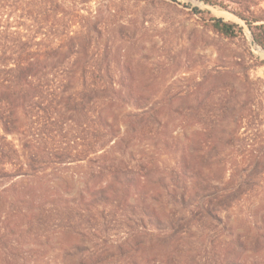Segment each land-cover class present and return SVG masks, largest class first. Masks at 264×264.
<instances>
[{
  "label": "trees",
  "instance_id": "obj_1",
  "mask_svg": "<svg viewBox=\"0 0 264 264\" xmlns=\"http://www.w3.org/2000/svg\"><path fill=\"white\" fill-rule=\"evenodd\" d=\"M72 1L0 0V184L33 179L62 166L85 168L78 197L61 198L62 191L53 186L56 208L30 223L39 228L54 216L60 220L55 228L71 239L63 253L75 264H138L149 246L145 241L154 237L163 248L177 247L193 223L199 231L206 229V221L220 225V212L250 200L246 194H259L264 185V114L260 129L249 135L257 120L239 113L235 85L229 88L230 100L218 104L221 115L211 114L212 101L205 105L199 100L196 115L180 120V125L196 128V140L181 151L178 170L171 171L166 184L150 150L168 147L165 103L135 94L131 60L114 62L120 48L114 36L122 44H136L134 28L115 27V16L106 21L81 18L75 33L80 36H71V22L79 17ZM226 1L233 2L199 0L227 10ZM14 6H22L28 19L15 15ZM236 14L264 52V12ZM12 15L20 21L16 30L7 25ZM193 15L207 13L194 9ZM200 24L218 39L249 49L239 25L213 17L202 18ZM60 34L62 44L51 46L50 37ZM255 62L264 68V61ZM245 81L251 83L248 76ZM201 109L209 112L199 114ZM40 119L47 120L38 130ZM242 125L245 131L239 135ZM145 142L148 148L137 154L136 146ZM155 187L167 193L172 211L160 213L156 205L161 198L148 190ZM17 188L26 187L11 184L0 194ZM113 233L120 237L116 244L110 242ZM262 239L264 235L253 237L255 249ZM143 261L155 264L147 256Z\"/></svg>",
  "mask_w": 264,
  "mask_h": 264
},
{
  "label": "rangeland",
  "instance_id": "obj_2",
  "mask_svg": "<svg viewBox=\"0 0 264 264\" xmlns=\"http://www.w3.org/2000/svg\"><path fill=\"white\" fill-rule=\"evenodd\" d=\"M75 1L73 11L74 14L79 12V17L71 22L75 25L71 36H80L75 33L81 26V23L79 24L81 18L99 17L101 21H106L115 16L113 21L116 22L115 27L122 24L134 28L136 44H122L117 36H114L116 46L120 47L114 62L122 64L126 57L131 60L133 67L131 83L135 94L152 102H164L166 105H163L162 113L169 124L166 130L168 147L161 144L157 148H150L166 184H170L171 171L178 170L181 151L193 145L192 140H196L194 139L196 128L185 123L180 125V120L186 115H196V104L199 100L205 101V105L212 101L211 105L216 109L210 108L211 114L221 115L218 104L220 101L225 103L230 100L229 88L235 85L239 95L237 97L239 113L244 117L251 115L257 120L249 126V135L260 129L259 124L264 114V68L256 67L255 61H264V52L251 48L247 32H244V35L248 50L238 41L230 43L218 39L200 24L202 18L210 17L236 23L238 20L235 17L224 13L206 12L199 0ZM225 5L228 6L227 11L237 17L238 12H248L256 16H263L264 12V0H233L226 1ZM14 7L17 10L15 15L21 18L23 16L24 20L28 19L26 12H22V6ZM194 9L207 15L194 16ZM15 15L7 22L13 30L20 26V21ZM44 33L49 34V30L45 29ZM59 37L61 34L53 39L50 37L49 42H53L51 46L56 43L62 44ZM106 40L107 38H104L103 42ZM249 51L254 58H251ZM247 76L251 81L249 84L245 81ZM209 92L212 93L211 96H208ZM207 112L209 111L205 109L198 111L199 114ZM40 120L38 130L45 121ZM245 127L246 125H242L238 131L239 135L244 133ZM229 128L233 130V127H228L226 128L228 132ZM49 138H52V135ZM49 144L53 145L51 141ZM148 146L146 142L137 145L135 151L138 154ZM184 152L186 153V150ZM190 156L195 158L193 153H190ZM84 169L62 166L33 179L19 178L13 182L0 184V192L10 188L11 184L26 187L24 190L17 188L0 194V264L76 263L75 259H70L63 253L71 239L55 228L60 220L54 221L58 220L54 216L47 225L39 228L30 222L43 219L41 215H48L50 210L56 208L57 195L52 189L53 186L62 191V194H58L61 198H77L85 180L81 177ZM148 190L157 193L161 198L159 205H156L161 214L173 210L164 190L158 192L156 187L154 190L151 188ZM192 194L195 197L197 195L195 192ZM246 196L251 197L250 200L229 209L226 213H219L222 224L215 225L206 221L204 224L206 229L199 231L193 223L192 230L185 235L184 242L175 246L176 249L174 245L161 247L154 237L150 241H145L149 246L145 249L147 251L144 257L147 256V260L155 264H161L162 261H165L164 264H264V239L257 249L252 243L255 235H264V185L259 194ZM215 236L217 238L213 239ZM119 241L120 237L117 234L110 240L114 244ZM144 257L138 259V264H144ZM114 259L120 260L117 256Z\"/></svg>",
  "mask_w": 264,
  "mask_h": 264
},
{
  "label": "water",
  "instance_id": "obj_3",
  "mask_svg": "<svg viewBox=\"0 0 264 264\" xmlns=\"http://www.w3.org/2000/svg\"><path fill=\"white\" fill-rule=\"evenodd\" d=\"M202 5H203V9H204V11H206V12L224 13V14H226V15H229V16H232V17H235V18L238 20V22H236V23H234V24L239 25V26L243 29L244 32H247V33L249 34V36H250V45H251V48H252V49H253V48H257L256 45H255V43H254L253 40L251 39V35H250V32H249L248 28H247V27L245 26V24L239 19V17H237L236 15L230 13L229 11H227V10H225V9H221V8L218 9L217 7L209 6V5H206V4H204V3H202ZM239 22L243 23L244 25H241ZM257 49H259V48H257ZM259 50H260L261 52H263L261 49H259Z\"/></svg>",
  "mask_w": 264,
  "mask_h": 264
}]
</instances>
